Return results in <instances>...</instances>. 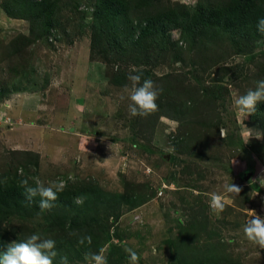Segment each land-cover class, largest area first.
<instances>
[{
	"label": "rangeland",
	"instance_id": "374dc122",
	"mask_svg": "<svg viewBox=\"0 0 264 264\" xmlns=\"http://www.w3.org/2000/svg\"><path fill=\"white\" fill-rule=\"evenodd\" d=\"M50 1V17L35 22L36 13L12 7L15 0H0V97L13 100L16 93H35L39 115L33 113L29 122L36 118L32 123L37 125L72 127V138L84 142L85 158L70 167L32 164L25 171L17 163L31 155L13 149L36 150L30 140L37 134L24 130L9 135L3 127L0 181L16 168L21 189L22 180L32 186L62 180L64 188L93 183L110 193L146 186L150 194L144 204L109 220L108 240L101 246L108 264H129L125 248L137 252V264H199L204 248L216 264H264V249L243 231L254 214L264 217V184L253 182L264 176V136L255 124L256 111L241 116L234 105L237 96L264 79V35L254 41L207 40L202 49L185 31L170 30L169 41L185 51L184 57L175 60L167 54L146 64L137 60V68L132 60H122L132 55L128 50L111 51L94 38L93 0ZM163 1L192 9L199 0ZM250 55H256L251 62ZM139 68L150 71L158 96L166 90L171 98L184 93L180 103L187 101L200 115H191L181 125L167 107H159L146 128L144 117L129 113L125 89L131 82L114 79L116 70L131 73ZM231 182L240 188L239 194L225 191ZM213 194L223 197L218 213L209 206ZM12 222L23 235H57L45 214ZM82 242L68 244L65 237L60 249L56 245L54 264L63 256L69 264H84ZM93 243L88 252H96ZM189 254L198 261L190 262Z\"/></svg>",
	"mask_w": 264,
	"mask_h": 264
},
{
	"label": "trees",
	"instance_id": "16d2710c",
	"mask_svg": "<svg viewBox=\"0 0 264 264\" xmlns=\"http://www.w3.org/2000/svg\"><path fill=\"white\" fill-rule=\"evenodd\" d=\"M15 1L16 3L13 2L12 7L20 6L23 7V10L27 8L31 10L30 12L36 13L32 19L35 22L41 21L43 18L47 21L50 17L47 16L52 2L50 0ZM93 6L91 18L95 32L94 38L99 37V43L106 42L105 46L111 51L119 50L124 53L125 50H128L132 55L122 60H132L131 66L137 68L141 65L137 60H142V64H146L147 60H158L167 54L175 60L184 57L185 51L176 43L169 41L170 30L185 31V36L196 41L194 45L198 44L202 49H204L203 45L207 40L233 37L236 41L239 39L254 41L263 36L257 32L256 23L258 18H264V0H227L225 2L199 0L192 9H186L182 5H173L163 0H93ZM261 55L264 56V52ZM255 57L256 55H250L247 60L251 62ZM128 73L126 69L116 70L114 79L125 81ZM131 73H142V81L151 79L150 71L146 69L139 68ZM262 74L264 75V66ZM176 93L177 97L175 98L170 97L169 90H166L162 95L160 93L156 104L157 108L167 107L173 117L182 125L183 120L186 122L191 115L199 116L200 114L195 107L187 105V101L183 102L182 100L183 103H180L182 97L185 96L184 93L182 95ZM164 99L170 103H163ZM188 99L190 101V98ZM176 103L180 105L175 108ZM153 114L154 112L141 118V122L145 124L146 128L151 127ZM257 123L264 136V103L257 106L255 124ZM196 124L194 122L190 126L193 127ZM203 126L208 129L209 123L205 122ZM182 137L185 138V136ZM16 152L19 151L14 153L31 155L30 159L26 158L25 162L17 163V166L25 171H28L32 164L35 168L38 167L39 156L36 153ZM8 168L11 169V167ZM6 176L0 181V247L3 250L7 246L4 240L15 242L29 236L28 234L23 235L18 226H13L14 218H34L45 214L56 228L57 235L54 240L57 249L63 246L62 242L66 237L68 244L77 239H83L82 243L86 245L83 255L88 252L92 242H94L97 252L108 240L109 220H116L124 211L141 206L147 201L150 194L149 189L144 185H136L134 188L124 187L122 193H110L99 189L93 183L77 184L64 188L57 194L54 206L50 210L41 212L38 207L39 197L34 198L32 203L25 199L23 189L17 183L16 168L13 174L7 172ZM77 196L85 197L82 204L74 202ZM210 255V251L204 248L199 264H216ZM188 258L190 262H195L199 257L189 254ZM182 259L185 258L182 257Z\"/></svg>",
	"mask_w": 264,
	"mask_h": 264
},
{
	"label": "clouds",
	"instance_id": "9594fccd",
	"mask_svg": "<svg viewBox=\"0 0 264 264\" xmlns=\"http://www.w3.org/2000/svg\"><path fill=\"white\" fill-rule=\"evenodd\" d=\"M256 29L258 33L264 35V18H258ZM127 79L131 82V86H126L125 89L129 93L130 115L143 117L153 113L157 109L156 100L158 97V90L154 88L153 81L151 79L142 81V73H129ZM261 103H264V79L256 81L254 88L248 89L245 94L237 96L234 100L235 108L241 116L252 115ZM256 138H260L259 133H256ZM253 182L264 184V176ZM20 186L29 203L39 197L38 207L41 212L50 210L57 200V194L64 189L62 180L52 181L47 186L40 181H36L32 186L28 184L27 180H22ZM225 191L239 194L240 188L231 182L225 186ZM84 199V196H77L74 202L82 204ZM222 199V196L213 194L210 198V209L217 213L222 211L224 207ZM243 231L250 242L264 249V217L254 214L244 224ZM124 251L129 264H137V252L132 248H125ZM57 256L54 239L44 238L39 233H32L23 240H16L8 244L6 249L0 252V264H54ZM83 260L84 264H108L102 248L97 252L86 253ZM59 264H69L68 258L60 257Z\"/></svg>",
	"mask_w": 264,
	"mask_h": 264
},
{
	"label": "crops",
	"instance_id": "0c3cea01",
	"mask_svg": "<svg viewBox=\"0 0 264 264\" xmlns=\"http://www.w3.org/2000/svg\"><path fill=\"white\" fill-rule=\"evenodd\" d=\"M15 95L16 97L13 100H10L9 96L6 95L0 97V128L6 127L8 131L5 132L9 135L24 130H28L25 131L28 135L30 133L37 135L33 134L35 139L30 140L36 150L13 149V151L36 153L39 156V166L41 167H70L85 158L84 142L80 138L78 140L72 138V134L76 135L72 127L59 129L46 123H41L42 125L32 123L33 120L36 121V118H38L41 105L35 93H16ZM33 113H36V118L34 117L35 119L29 122L30 119L28 118H31Z\"/></svg>",
	"mask_w": 264,
	"mask_h": 264
},
{
	"label": "built area",
	"instance_id": "2783aa9c",
	"mask_svg": "<svg viewBox=\"0 0 264 264\" xmlns=\"http://www.w3.org/2000/svg\"><path fill=\"white\" fill-rule=\"evenodd\" d=\"M160 194H161V192H160Z\"/></svg>",
	"mask_w": 264,
	"mask_h": 264
}]
</instances>
